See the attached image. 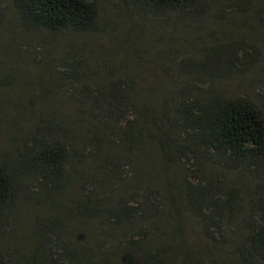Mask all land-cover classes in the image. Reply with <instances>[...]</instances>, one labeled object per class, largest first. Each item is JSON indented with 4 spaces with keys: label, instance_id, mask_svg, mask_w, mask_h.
Segmentation results:
<instances>
[{
    "label": "trees",
    "instance_id": "16d2710c",
    "mask_svg": "<svg viewBox=\"0 0 264 264\" xmlns=\"http://www.w3.org/2000/svg\"><path fill=\"white\" fill-rule=\"evenodd\" d=\"M12 1L24 26L51 35L105 33L112 9L125 5L140 19L164 23L230 12L259 37L256 45L212 48L201 62L182 58L180 80L160 88L146 81L144 91L137 71L86 82V58L76 52L56 57L53 68L73 85L78 129L58 112L36 117L17 158L0 162V214L13 207L23 186L31 193L23 181L30 178L62 216L49 223L41 254L15 264H214L212 250L200 251L186 239L180 225L186 213L217 242L214 249L229 243L235 224L245 235L237 251L244 264H264V93L261 98L226 94L217 82L223 73L263 64L264 0ZM216 5L222 10L215 11ZM44 43L50 56L54 46ZM131 49L120 67L145 53L135 45ZM100 60L103 68H112L106 55ZM154 155L159 172L152 169ZM207 163L250 174L257 192L248 208L236 189L204 171ZM133 165L137 174L127 178ZM128 223L136 230L122 240L106 231ZM91 226L105 235L107 243L98 250L86 253L65 239L70 231ZM111 240L113 250L107 248ZM0 264L14 263L0 251Z\"/></svg>",
    "mask_w": 264,
    "mask_h": 264
},
{
    "label": "rangeland",
    "instance_id": "374dc122",
    "mask_svg": "<svg viewBox=\"0 0 264 264\" xmlns=\"http://www.w3.org/2000/svg\"><path fill=\"white\" fill-rule=\"evenodd\" d=\"M123 7L112 9L105 33L51 35L47 31H34L24 26L13 1L0 0V162L17 158L19 151L29 142L34 121L41 112H58L62 120L69 118L74 130L78 129L79 117L72 95L73 85L65 83V76L53 68L52 61L56 57H66L76 52L86 58L83 77L86 82L109 76H124L129 69L137 71L144 91L147 82L148 87L154 84L160 88L180 80L183 70L178 65L182 58L201 62L209 56L212 48L228 49L238 42L256 45L254 40L259 38L252 28L230 12L221 17L219 13L208 11L197 18L166 19L168 22L164 23L154 18L140 19L132 6ZM212 8L215 11L222 10L218 5ZM46 41L52 48L54 46L50 56L47 55ZM134 45L143 50L144 55L120 67L119 62ZM103 55L110 58L112 68H103L100 60ZM6 75L10 76L9 82L3 80ZM51 82L58 84L53 87L50 86ZM217 82L220 90L226 94L261 98L264 93V62L258 67L242 66L241 70L223 73L217 77ZM123 154L127 153L119 155ZM152 161V169L159 172L154 166L155 155ZM136 168L135 165L130 167L128 171L131 175H127V178L137 174ZM179 170L182 174L186 173L183 164ZM204 171L217 175L236 189L238 195L246 199L243 206L248 208L257 192L256 182L249 173L226 170L212 163H207ZM23 181L31 193L23 186L13 207L0 214V251L14 264L40 255L49 223L55 220V216H62L60 211L56 212L52 207L46 194L35 191V180L23 178ZM65 204L70 206V200H66ZM180 225L192 247L200 251H213L215 257L211 262L214 264H244L237 251L244 243L245 235L235 224L229 232V243L219 249H214L217 242L205 236L200 223L190 213L185 214ZM92 226L95 224L92 223ZM92 226L76 228L65 235V239L76 246L79 243L86 253L98 250L107 242H104L103 231L94 232ZM135 230V226L128 223L122 228L106 231L122 240ZM108 246L114 249L115 243L111 240Z\"/></svg>",
    "mask_w": 264,
    "mask_h": 264
}]
</instances>
